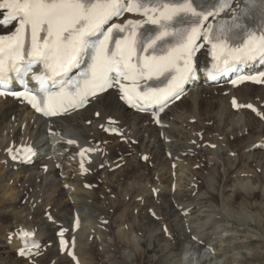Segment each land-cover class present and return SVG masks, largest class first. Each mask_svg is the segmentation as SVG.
<instances>
[{"label": "snow or ice", "instance_id": "obj_1", "mask_svg": "<svg viewBox=\"0 0 264 264\" xmlns=\"http://www.w3.org/2000/svg\"><path fill=\"white\" fill-rule=\"evenodd\" d=\"M216 3L219 7L209 12L197 11L204 7L198 0H0V9L7 10L0 24L17 21L19 25L10 35H0V89L9 85L12 73L22 78L35 65H42L43 71L32 77L39 84L37 91L25 87L24 92L12 95L23 96L44 115H57L61 108L82 106L89 95L112 88L121 79L135 82L145 76H164V88L138 92L120 84L121 99L133 107L144 110L143 103L163 105L178 97L194 72L192 57L201 36L214 41V59L223 65H214L219 71H227L236 62L264 59V0H246L231 23L209 24L205 29L208 17L218 15L230 0ZM125 11L158 12V17H150L157 29L138 32L140 22L129 20L104 30ZM257 11L262 20L259 31L246 23ZM124 32L127 36L116 38ZM82 64L73 80L70 73ZM210 77L215 78L211 73Z\"/></svg>", "mask_w": 264, "mask_h": 264}, {"label": "rangeland", "instance_id": "obj_2", "mask_svg": "<svg viewBox=\"0 0 264 264\" xmlns=\"http://www.w3.org/2000/svg\"><path fill=\"white\" fill-rule=\"evenodd\" d=\"M198 90L199 91L196 90V92H193L191 96L183 100V104L185 105L174 108L170 112V116L168 120L170 121V123H174V124L175 122H177V124H175L177 126H176V129L172 131L174 133L172 137L170 138V143H168V149H167L168 152H170L173 156L175 155L176 159L179 158L180 155H183V153L178 152L177 147L178 145H181V143H183V140H184L183 137L189 136L190 134L193 133L194 130H200L201 128H203L200 131L202 133V131L204 130V127H208V128H212L213 130H215V133L213 134L215 136V140L216 139L221 140L222 137H225L227 140L233 143V145L237 147L241 146L242 149L238 153H239L240 159L244 160V163H240V161L239 163H237L238 162V157L236 156L237 150L235 152L232 151L234 155H231V153L229 154L230 159H231L229 160L231 161L229 164H228L229 161L226 159L225 156H224L225 159L223 158V155H222L223 153L221 152V155H220L221 159L218 158L217 154L209 155L207 158L209 159L210 165L208 167L201 166L199 168H198L199 164L197 165L196 164L191 165V164L193 163L194 156L203 154L202 155L203 159L204 157L207 156V155H204L205 149H206L205 147L199 148V146L198 147L196 146L194 149H192L194 153L191 155L193 156H188V155L182 156L181 160L184 159L186 160V162H189V165H187L188 167L187 171L184 170L185 166L183 167L180 166L182 165L180 163V165L177 166V167L180 166V168L178 169L176 168L177 172L174 171L173 173L177 175L176 176L177 178L182 176V178L187 179V180L190 178V176H193V179H195L197 183L198 182L202 183L200 185L201 188L199 186L201 191L199 190L200 192L198 193V197H199L198 199H203V200H200L201 202H199L198 205H196V208L193 211H190L188 215H186L183 218H181L177 214L173 216L172 215L168 216L167 220L165 221V224H166V227L169 228L170 231H172L171 232L172 236L170 238H163L161 236V231L159 230L160 224H158L155 227H152V226L146 225L147 220H142L141 222L139 220L141 217L146 216L145 208L149 205L151 206V204L153 203V200L149 199V202L145 204V208L142 211L139 207L141 211L140 212L139 209L136 207V204L140 203L141 205L143 200L141 201L140 200L141 197H136V195L140 193V189L143 185H146L144 187L145 189H148L150 185H155V184H160L162 186V195H165L168 193L169 191L168 189H170L169 183H170L171 178H173V182L176 181L175 176L170 177L169 172H168V167L170 166V163L168 162L171 161V159L169 158L166 159L165 155L162 152L160 154H156L155 159L153 160L151 159L152 166H150L149 164L148 165L144 164V166L142 165L143 167L140 168L137 165L138 162H137L136 155H129V154L126 155L125 154L127 156L126 164L120 167L119 169H117L116 171H112L108 173L105 170L99 171L100 174L99 173L97 174L99 175V177L96 179L95 185H100L103 181H106L107 184L115 185L117 187L116 189H114V186H111V187L109 186L110 188H107L106 192L104 189V193L110 194V195H107L108 196L107 203L110 204V207L108 206L107 208H104L106 212H108L109 210L110 215H112L111 211H114V206L117 207L115 210L116 213L117 212L119 213L124 208V203L122 201L125 199V197L123 199V196H125V193L123 195V191H120L121 186L123 190L126 189L128 190V192L130 190H135L134 194H133V191H131L133 196H130L129 193L126 196V199L127 198L131 199L134 202L133 203L134 205L129 208L128 210L129 217H127V220L125 221L123 225L110 221L109 226L111 225V230H107V229L105 230L104 228H101V229L91 228V225L89 224V220H88L89 218H86L87 220L83 221V227H82L83 231L81 233L82 237H81V242L79 244V250H82L84 248L92 249V250L91 249L85 250L87 251V253H85L87 255L83 254L84 257L86 258V261L92 258V260L94 259L93 264L94 263L95 264H206V263L208 264H264V157H262L263 154L262 152H258L257 154H255L256 153L255 151L248 153L247 142H249L248 140L250 137H248L247 140H244L241 143L238 142V138L246 137V134H247L246 129L248 130V128L245 127L246 128L245 129L243 127V122L247 118V116L244 113L231 115L228 111L226 98L224 96H220L222 100V106L215 109V111L213 110L214 112L212 111L213 116H212V112L210 113L211 118H213V121L210 120L212 122L207 121L210 123L202 124L203 122L201 123V121H203V117L201 119L198 118L197 110L193 108V110L196 111V115L194 116L195 117L197 116L196 118H198L199 120L195 119L196 120L195 123L191 122L189 123V126L186 125V120L183 118L185 115L183 116L182 114L185 109H186L185 112L187 113L189 112L188 102L191 103V102H194L195 99H199L201 100L202 104H204L203 109L204 108L206 109L207 107H209L210 104H216L217 106L220 105L219 104L220 100H215V101L212 100V98L215 97L216 93L205 92V93L198 94L197 92L205 91L203 89H198ZM254 92H258V91H254ZM258 93H255V96ZM237 95L243 101L251 100L253 97V95L246 93V92H242V91L239 92ZM99 108L103 109L101 105H99ZM4 109L5 108L1 107V111H3ZM20 112L21 111L18 110L17 113L13 115L15 116L14 118L16 122H17V118ZM177 117H180V118L177 119ZM8 119L9 117L7 116V119L1 125L0 130L3 129L2 127H4V124L6 123ZM248 119H249V115H248ZM71 120H72L71 122L72 124H68L67 122L66 123L74 127V129H78L79 133H88L93 136L95 129L97 127V123L88 125L86 124V122L88 121L89 123L90 120L84 121L82 120V118H81V121H84L83 123L79 121L77 118L75 120L74 118H72ZM181 120L182 122H180ZM75 121L77 122V125ZM131 121L133 122V127H134L135 120H131ZM12 123L13 121L11 119L9 125H12ZM57 125H60L62 129L68 130L70 133H76L73 128L66 127L62 122L57 123ZM36 126L38 127V124H36ZM191 126H195L197 129H193ZM17 129H18V126H16V130ZM5 130L6 131L4 133L0 132V139H2L6 135L7 127L5 128ZM24 131H25V128H21L20 133H24ZM207 133H210V132H207ZM254 134H256L258 137V134L256 132H254ZM204 135H206V131L204 132ZM254 138H256V136L252 135L251 137L252 141L255 140ZM44 139H45L44 137H40L38 139V142H45ZM2 140L0 142H2ZM239 141H241V139H239ZM153 144H151V147H152L151 149H153L154 147ZM148 145L146 144L147 147L143 146L142 150L148 151V147L150 146ZM249 146H250V143H249ZM184 147H187L186 142H185ZM154 151L156 150L153 149V153H155ZM222 151L225 152V154L227 155L225 149H222ZM207 158L203 160V163L206 162ZM224 160L226 161L224 162ZM245 160L249 162L245 163ZM258 160H260L259 165L257 162ZM196 161L197 159L195 158L194 162L196 163ZM235 163H237L236 165L240 164L239 168L242 169L243 171L249 172V174L247 175L248 177L244 176V174H241L239 177L238 175L234 174L235 176L231 178L233 174H230V175L225 174V171L227 168L231 169V168H234V166H236V165H233V167L231 166L232 164H235ZM222 164L224 167L222 166ZM248 164H251L250 167L247 166ZM241 165H244V166L240 167ZM131 166H135L136 168H138L136 177L134 176L133 178L125 179L126 170L128 168H131ZM257 166L258 168H256ZM180 171H183V172L181 173ZM255 171L256 173H258V176L261 179V180L259 179L260 184L256 180L257 178L254 175L255 173H253ZM250 173H252L251 175L253 176V178L249 177ZM140 175L141 177H138ZM180 179L181 177L177 180H180ZM6 180L7 179H6L5 173H2L0 171V184H3L4 181L7 183ZM180 181H181L180 185L184 186L185 184L183 185V183L185 182H183L182 179ZM60 187L62 188V186ZM109 189L112 190V191L110 190V193H109ZM253 190L255 192H259L260 197L253 196L252 195V193L254 192ZM146 191L148 192V190ZM210 194L215 196V200H214L215 202H211L212 204L210 202H205V200L209 197ZM145 195H147V198H149V192L147 194L145 193L144 196ZM195 195L192 197H195ZM109 196L111 197L113 196L114 198H119V199L110 200ZM100 199L102 198L100 197ZM63 200L66 201L65 198ZM88 200H89L88 202L91 201L90 199ZM124 201L128 203L127 200H124ZM134 207H136L137 209H134L132 212V209ZM80 209L81 210H79V212L84 217H89L87 216V214H85V212H87L88 215L90 216L93 215L91 213L92 209L89 207L80 208ZM37 210H40V211H36L35 214L29 217H25L24 216L25 213H24L22 222H27V221L30 222L31 220H33L40 228H42V225H41L42 221L40 220V218L43 217L42 216L43 210L41 209H37ZM185 220H187L186 223H189L190 225L188 233L190 231L191 232L190 234H194L196 231L199 237L201 236L200 241H202L203 244L206 245L200 251H196V250L194 251V249L191 247L196 246V244L195 243L192 244L193 241L189 240L188 239L189 237L187 236L185 237L183 234V233H186L183 228L184 226L183 222H185ZM90 223L92 224L94 223V221L91 219ZM142 224L144 227V232L142 233V232L137 231L136 233V230H135L136 226L137 225L142 226ZM1 225L2 223H0V226ZM143 227L141 228L143 229ZM121 232H125L126 237H121V235H119V233ZM89 234H90V238L88 237ZM92 236H94V238L91 239ZM4 239H5L4 236L2 237L0 236V240H1L0 241V246H1L0 247V259L2 261L4 259L5 261V262L1 261V263H4V264L12 263L13 264V261L9 262V260L10 258H15V257L11 253H8L9 255L11 254V257H8L9 255L6 254L8 248L5 247L4 245L5 244ZM187 241H189L190 245ZM186 246L189 248L188 249L189 253L185 257L184 255L187 252L184 253L185 249L183 248L184 247L187 248ZM207 246H209L208 249L206 248ZM88 255H91L92 257L89 258ZM178 256H181V257L184 256L185 257L184 259L186 260L182 259L184 261L179 262ZM188 256H190V258H192L193 261L190 262L189 259L187 258ZM48 260L49 259H47L46 261L48 262ZM95 260H98V261L96 262ZM46 261L45 263H47ZM90 262H92L91 259H90Z\"/></svg>", "mask_w": 264, "mask_h": 264}, {"label": "bare ground", "instance_id": "obj_3", "mask_svg": "<svg viewBox=\"0 0 264 264\" xmlns=\"http://www.w3.org/2000/svg\"><path fill=\"white\" fill-rule=\"evenodd\" d=\"M198 89H199V87L192 90L189 93L190 94L189 96H191L193 94V92H196V90L198 91ZM242 89L247 90V91L261 90L258 94H256V96L254 94V96H255V102L254 103L257 106H259L262 102H264V89L263 88H258V87L247 85V86L242 87ZM215 93H216V95L220 94L218 90L215 91ZM183 100H184V98L181 99L178 103H176L174 105V107L182 106ZM1 102L2 101H0V103ZM7 103L9 104V107L5 108L3 111H1V107H0V127L5 122V120L7 119V116L10 117L11 115H15L17 113L18 108L21 111L20 114L18 115V118L16 117L18 125H21L23 123L24 124L27 123L28 118H34L24 108L17 107L16 105H14L13 103L8 102V101H7ZM99 105H101L103 109H100ZM203 105L204 104H202L201 100H199V99H195V101L191 102V103L188 102V107H189L188 108V111H189L188 114H190V115L188 116V114H186L187 116L185 115L184 118H186L187 120L195 118L194 115H196V111L193 110V108H194L197 110L198 118L201 119L203 117V121H202L203 123L205 121L207 122V121L212 120L210 113L217 108V105L216 104H210L209 107H207L206 109L205 108L203 109ZM91 109H93V111H94V109H95V111H97V109L98 110L100 109V116H99L100 118L99 119H101L100 123L102 125H105V121L107 119H114L116 121H119L121 128H124V126H127V123L129 121L135 120L134 121V124H135L134 127L132 129L128 128V132H123L122 137L125 138V142H127L126 144L119 146V147H117L118 145H115V147H113L112 145H107V144L101 143L100 146H98V148H101L103 152L108 151L107 157L105 159L101 160L98 163V165L99 164L104 165V164L108 163L109 168H111L117 164H121L122 162L124 163L125 159H123V158H121V159H119V161L115 162V160H114L115 158H112V155H114L115 153H120L121 150H123L124 148L129 146L130 141L135 140L138 142L137 148L131 147V149L134 150L135 152H141V154L138 157L137 162H138V166L142 167L143 164H142V162H140V157L143 154L149 155V158L151 157V153L146 151V150H142V148H143L145 143L150 145V142H151L150 140L155 136V134L157 135V137L153 141V143L154 142L155 143L154 144L152 143V144L154 146L153 149L156 150V153L158 152L157 154H160V150L163 151L166 147H168V145H166L164 143V139L170 138L171 131L165 130V129H158V128L152 126L151 123L149 122L147 116L135 115V114H132L131 112L127 111L119 103L117 96L112 92L106 93L105 95L100 97L94 104H92V106L89 109H87L83 113L77 114V115H80L82 120L91 119V115L89 113V110H91ZM259 111L262 114H264V109L259 108ZM244 113H246V112H244ZM248 115H249V119L246 120L244 127H247L248 130L252 134H254V132H256L258 134L257 139L253 142H250V140H248L249 141L248 144L250 143V146H254L257 143L264 144V125L262 126L263 129L255 130L256 128L254 129L253 125L255 124V125H257V128H260L261 123H260V121L255 119L252 114L248 113ZM74 117H72V118H74ZM81 118H80V121H81ZM71 119H64V120L68 124H72ZM165 119L166 118L164 116L163 123H167V121H165ZM39 121L41 122V125H42L43 122L41 120H39ZM93 122H96V121H93ZM172 126H174V124H172ZM175 126H177V125H175ZM40 128H41V126H40ZM40 128L38 129V131H40ZM173 129H175V128L174 127L171 128V130H173ZM43 130H45V129H43ZM208 131L209 130H206V135H204L203 140H199L197 137L196 138L190 137L188 139V141L190 142L191 140H195L196 144H200V145H202L203 143H208L209 145L214 144L216 146L214 150H211L209 147H207L208 154H212V155L217 154L218 155V153H219L218 150H220L222 148H226L227 154L232 152V149H231L232 145L229 142H227V140L222 139L221 141H217V140L214 141L215 136H214V138H212L211 136L209 137L210 133H207ZM160 133L163 134L162 140L160 139ZM84 137L86 139L91 138V137L86 136V135H84ZM98 137H100V133H98ZM208 137H209V140L206 139ZM68 139H71V138L68 137ZM146 139H147V141H146ZM11 141H13V139H10V138L6 139V141H5L6 143H5L4 147L6 145H8ZM93 143H95V140L93 141ZM2 146H3V140H2V142H0V147H2ZM67 148H68V151L65 152ZM260 148H257V149L255 148L252 151H255V152H257L259 150L261 151ZM61 149H62V152H60L56 155V158H54L55 159L54 162L51 160V168L50 169L48 168V171L45 174L43 173L42 169L36 170L33 167L32 168L31 167H19L14 172L12 167H10L9 171H6L3 167L4 165L0 166V171L2 173H5L6 179H7L6 180L7 183L4 181L3 184H0V223H2V225L0 226V236L1 237L4 236V238H5L4 239L5 240L4 245H5V247H7V245H6L7 241H8L7 237L10 235L11 232H13V229L18 228L19 226H23V227H30V228H33L34 230H36L40 237H44V241H43L44 244L50 243V242L52 244L51 248H49L41 258L36 260V262H35L36 264H72L71 261L65 255L60 256L58 254V249H57L56 245H53V237L55 234L54 229H55L56 223H62L63 227L69 226V228L71 229L72 223H73V217H74L73 213L74 212L78 214L80 221L83 222L86 219L85 217L81 216L79 214V212H77V209L84 207V206L91 208L92 209L91 213L93 215L89 218V221L92 219L94 221V223H92V225H94V226H100L101 225L100 221H102V220L103 221H105V220L112 221L114 223L123 225L125 223V221L127 220V217H129L128 216V210L131 207V204H130L129 200H127L128 203H126L124 201L126 199H124V200L122 199L123 201L121 200L124 203V208L119 213L118 212L116 213V211H115L117 208L116 206H114V211H112V215H110L108 212H106L104 210V208H107L108 206L110 207V204L107 203L108 196H107V194L105 195L104 189L110 188L111 186L109 187V185L106 182H104L102 184V186H98L97 189L87 190L84 187V185L85 184H88V185L94 184L95 183V175L83 176L81 171L79 169H77V165L75 164V160H71V158L74 157V154L76 153V151L74 150L73 147H70L68 145H63L61 147ZM262 154H263L262 157H264V152H262ZM258 157H259V155H258ZM227 158H228L227 160L229 161L230 160L229 157H227ZM1 159H4V155L0 153V160ZM196 159H199L198 161L203 163V160L206 159V157H204V159H203V156L200 155V156L196 157ZM225 161L226 160H224V162ZM208 162L209 161L206 160V163H208ZM257 162L259 165L260 160H258ZM180 163L181 162L179 160H177L175 162V164L177 166L180 165ZM56 165L59 166L58 170H56ZM250 165L251 164H248L247 166L250 167ZM180 166H179V168H180ZM90 170L92 171V168H90ZM136 172H137V169L135 167H131L128 171V174H127L128 178L136 176ZM242 173L246 176L249 174V172L241 170L239 168V165H236V166H234V168H231V169L227 168L225 171V174H228V175H230V174L240 175ZM245 173H247V174H245ZM169 174L171 175V170L169 171ZM250 174H252V173H250ZM254 175L256 176V178H257L256 180L260 184L259 176L256 173ZM175 176H177V175H175ZM178 176H179V174H178ZM179 178H177V179H179ZM177 179H176V181H175L176 183L174 185L175 186L174 192L171 193L172 182L170 181V189H168L169 190L168 193L165 195H162L159 193V195H157V197L155 198L156 200L154 199L156 202V205L149 207V209H151V212L156 214L158 221L154 222L153 219L147 214L145 217L140 216L141 217L139 219L140 222L142 220H147V222H146L147 226L155 227V226H157L158 222H161L163 224V222H165V220H167L168 216L175 215V214H177L179 216L182 211L188 210V209L193 210L195 208V206L199 202H201L200 199H198L199 197L198 196L196 197V195H198L199 190H200L199 186L193 187V186H195V184L194 185L192 184L193 186H191L188 183L187 184L183 183V185L184 184L185 185L182 186V185H180L181 179L180 180H177ZM60 185L66 187V188H61ZM157 187H159V186L157 185ZM111 189H113V188H111ZM114 189H115V187H114ZM144 189H145L144 187H141V192H143ZM148 189L151 192V188H148ZM153 189H156V187H153ZM213 191H215V190H213ZM192 193H196L195 197H192ZM126 195H127V193L125 192V196ZM252 195L255 197H260L259 192L254 191L252 193ZM100 197L102 199H100ZM149 197L153 199L152 195H149ZM64 198H66L67 200L64 201L63 200ZM88 199H90L91 201L88 202L89 201ZM214 200H215V196L210 194L209 197L205 200V202L211 203V202H215ZM255 200H256V198H255ZM146 201H148V200H146ZM22 202H24L23 205H22ZM34 203L36 205V207H35L36 210L49 208L48 210H44L43 214L49 212L51 218L50 219H47L44 217L40 218V220L42 221V223H41L42 228H40L36 223H34V224L26 223L25 224L21 221L22 215L24 213L27 214L26 216H30L35 211L32 209V204H34ZM143 208H144V206L140 207L141 210H143ZM186 222H187V220H185L184 223H186ZM185 226L186 227H183L184 230L189 229V227H190L189 223H186ZM207 226H208V224H207ZM141 227H143V224H142V226L137 225L136 229L134 228L136 230V233H137V231L138 232H144ZM81 228H82V226L80 227V230L74 235L76 237L75 252H78V254L80 255V256H78V261L80 264H93L94 259L93 260L91 259L92 262H90V261L87 262V261H85V258H83V256L79 253V249H78L77 244L80 242ZM110 228H111V226L107 227V229H110ZM185 232H186V230H185ZM121 233H119V235H121V237H126L125 232H121ZM190 233L191 232L189 231V234ZM195 233L191 234L193 236V239H199L201 236L199 237L196 231H195ZM188 239L190 240V236ZM191 241H193V240H191ZM187 242L189 243V241H187ZM193 242H192V244H193ZM12 244H14V243H12ZM189 245H190V243H189ZM188 247L183 248V249H185L184 253L187 252L184 255L185 257L189 253ZM7 248H9V247H7ZM191 248H193L195 251V250H200V248H202V247H201V245H199L197 243L196 246H192ZM8 250H7L6 254L10 253V248ZM84 253H87V251H85ZM85 255H87V254H85ZM184 256H182V257L178 256L179 262L185 258ZM8 257H11V254ZM47 259H49L48 262L46 261ZM1 261L2 260L0 259V264H4V263H1ZM3 261H4V259H3ZM10 261H13V264H27L26 262H24L20 259H17V258H10L9 262ZM45 261L47 263H45ZM206 264H208V263H206Z\"/></svg>", "mask_w": 264, "mask_h": 264}]
</instances>
